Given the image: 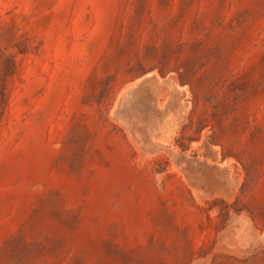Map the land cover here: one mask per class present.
Returning <instances> with one entry per match:
<instances>
[{
	"label": "rangeland",
	"instance_id": "374dc122",
	"mask_svg": "<svg viewBox=\"0 0 264 264\" xmlns=\"http://www.w3.org/2000/svg\"><path fill=\"white\" fill-rule=\"evenodd\" d=\"M0 264H264V0H0Z\"/></svg>",
	"mask_w": 264,
	"mask_h": 264
}]
</instances>
